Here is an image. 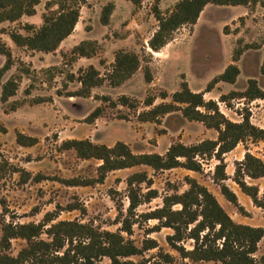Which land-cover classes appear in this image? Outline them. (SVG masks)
<instances>
[{"label":"rangeland","instance_id":"1","mask_svg":"<svg viewBox=\"0 0 264 264\" xmlns=\"http://www.w3.org/2000/svg\"><path fill=\"white\" fill-rule=\"evenodd\" d=\"M48 1L40 0L33 15H23L17 21L0 23V44L4 43L10 48L14 61L2 77L0 95L2 84L8 78L14 76L18 83L16 93L8 101L2 102L0 99V121L7 128V132L0 133V234L4 223H37L46 212L58 208L63 209L56 220H77L101 230L116 231L121 227V220L127 214L129 205L126 177L142 170L147 171L152 178L151 188L157 190V196L136 207L135 215L131 217L135 220L132 235L126 232L122 234L130 237L138 246L145 237L155 238L163 251L170 252L175 258L173 262L163 264L182 262L179 253L166 241V235L173 230L162 227L147 234V229L156 225L158 220H146L141 214L162 206L165 195L185 190L188 187L185 176L194 177L207 186L234 221L264 227V210L253 205L250 199L248 206L244 199L247 197L242 195L239 199L249 212L245 216L222 196L219 186L212 179L217 163L215 158L202 159L200 172L181 167L155 172L148 166L139 165L111 171L102 183L95 185L68 186L51 179L53 176L70 178L96 175L99 160L81 159L74 150L59 147L62 140L68 138H89L107 145L122 140L135 153H164L175 141L192 144L205 138H215L216 130L207 128L200 121L185 118L180 111L165 114L160 123L140 121L137 114L149 108L143 102L147 94L157 96L155 103L170 101L172 92L180 88L183 80L187 81L190 88L204 91L207 83L231 62L238 38L243 43L259 47L245 50L236 61L240 73L234 83H216L204 93V98L216 100L221 112L230 120L241 121L248 110L250 120L263 126L264 110L252 111L253 105L249 100L233 98L225 102L220 101L219 97L230 90H244L250 77L256 78L264 86V74L260 71L264 59V6L261 3L248 6L208 4L196 24L180 27L172 41L158 52H153L148 47V40L157 28L153 6L157 5L167 14L178 0H84L73 32L55 51L43 52L16 45L9 32L15 29L28 34L23 28L25 23L39 27L43 23V14L57 8L53 3L55 0H50L52 4L50 9L47 8ZM108 2L114 3V9L109 22L103 24L101 12ZM225 27L229 33H225ZM82 40L97 42L93 56L76 57L71 53L72 47ZM120 49L135 52L141 58V66L129 79L118 86H111L105 80L91 89L89 97L68 95L80 87V83L71 79V76L76 77L80 69L90 64L105 76L111 69L115 52ZM147 58H150L151 82L145 81L142 67ZM5 59L0 54V67ZM24 66L29 68L28 73L22 71ZM161 91H166L168 96H159ZM123 94L136 100L137 107L129 108L121 104L111 106L100 98L105 95L117 100ZM12 103L17 104L14 110H11ZM96 106H102L103 113L89 123L85 118ZM17 131L36 136L38 142L32 146L18 144L15 139ZM246 151L264 160V141L248 139L224 155L229 175L225 183L233 190L240 191L232 180L234 163L241 160ZM22 168L29 171L32 177L40 173L48 178L35 181L31 177L23 181L19 171ZM246 181L258 185L260 190L264 187V177H246ZM140 188L141 192L149 190L145 183L140 184ZM116 202L121 203V211ZM68 204H79L85 211L68 210ZM173 208H179V205L175 204ZM41 238L49 239V236L42 233ZM182 243L186 248H192L193 240L186 239ZM25 245V239L13 238L8 252L16 255ZM157 251V248L150 249L143 257L156 256ZM254 256L258 261L264 258V236ZM141 258V255L132 257L134 260ZM185 261L187 264H215L213 261ZM102 263L108 264L109 259L104 258Z\"/></svg>","mask_w":264,"mask_h":264},{"label":"trees","instance_id":"2","mask_svg":"<svg viewBox=\"0 0 264 264\" xmlns=\"http://www.w3.org/2000/svg\"><path fill=\"white\" fill-rule=\"evenodd\" d=\"M84 0H55L56 9L43 14V23L36 27L32 23H25L23 28L29 32L22 34L18 30H11V40L20 47L32 50L53 52L60 43L74 30L79 17L80 5ZM139 2V0H133ZM40 0H0V23L3 21H17L23 15H33L36 5ZM264 0H178L173 8L164 14L157 5L153 6V14L157 20V28L148 40L151 51H159L174 39V33L182 26L196 24L201 12L208 4L215 5H254ZM52 2L46 3L50 9ZM114 9V3L108 2L103 6L101 22L107 24ZM225 33L227 28L225 27ZM232 51V63L215 75L206 85L204 91H193L187 81L180 83V88L172 92L170 101L155 103L157 96L147 94L144 104L149 108L138 112L137 118L143 122L160 123L161 118L168 113L180 111L189 120L202 122L207 128L217 131L216 138H205L196 143L185 144L181 141L172 142L164 153L143 152L135 153L128 143L117 140L112 145L96 143L89 138H68L62 140L61 149H72L81 159L95 158L99 160L96 175L92 177L74 176L63 178L53 176L51 179L60 181L68 186L95 185L102 183L107 174L118 169L131 168L145 165L153 171H162L172 168H185L200 172L202 159L215 158L213 181L220 188L222 196L229 201L240 214L249 215L248 210L240 203L236 192L229 187L225 180L229 178L226 172L224 155L234 149L239 143L251 139L264 141V128L250 120V111L246 110L241 121L227 118L214 99H205L204 93L210 91L216 83L225 81L234 83L240 73L239 66L235 63L245 50L257 48L252 44L243 43L241 38L236 41ZM96 41L82 40L74 45L71 53L76 57H91L96 53ZM0 54L5 56V62L0 67V82L5 72L13 65L12 52L6 44H0ZM152 56V52L149 54ZM150 58L144 59V79L151 82L153 79L149 66ZM141 66V58L135 52L123 49L117 50L114 61L108 74L102 76L100 71L92 64L80 69L76 79L80 87L70 92L69 96H91V89L104 83L118 86L129 79ZM22 71L28 73L25 66ZM264 74V59L260 66ZM18 87L14 76L2 84L0 99L8 101L16 93ZM162 98L168 93L161 91ZM244 97L247 100L264 98V89L258 85L255 78H248L247 87L242 90H230L221 94L220 101H229L233 98ZM111 106L118 104L129 108H136L138 102L127 95H121L117 100L109 96H101ZM17 107L11 104V110ZM103 113L102 106H96L87 116L86 121L94 122ZM7 132L6 126L0 121V133ZM16 142L23 146H32L38 142L36 136L17 131ZM232 180L240 190L250 197L253 205L264 210V187L260 190L256 184L248 183L246 177H264V160L254 156L249 151L244 153L241 160L235 161ZM23 181L31 178V173L23 168L19 170ZM35 181L48 178L40 173L32 177ZM188 187L182 192L167 194L163 197V204L152 211L141 215L147 219H157L158 223L147 229V234L160 230L162 227L171 228L172 233L166 235V241L172 249L177 251L182 258L180 264H187L189 259L193 262L213 261L215 264H264V258L257 260L254 256L258 243L264 236V227L239 223L226 212L213 192L207 186L198 182L191 176H185ZM148 185L149 190L141 192L140 184ZM152 178L147 171H136L126 177L127 197L129 205L127 214L121 220V227L116 231L99 229L89 223L77 220H56L63 208L46 212L43 219L35 222H7L2 225L0 234V264H103L104 258L109 259L108 264H163L175 260L170 252L163 251L158 241L152 237H145L140 246L136 245L130 237L135 220L136 207L143 201H150L157 196V190L151 188ZM117 207L121 211V203ZM175 204L179 208H173ZM68 210L80 209L79 204H68ZM56 220V221H54ZM46 233L49 239L41 238ZM23 238L26 245L16 255L8 251L13 238ZM192 239V248H186L183 241ZM157 248L156 256L143 257V254ZM141 255L140 260L132 259ZM157 257V258H156Z\"/></svg>","mask_w":264,"mask_h":264},{"label":"crops","instance_id":"3","mask_svg":"<svg viewBox=\"0 0 264 264\" xmlns=\"http://www.w3.org/2000/svg\"><path fill=\"white\" fill-rule=\"evenodd\" d=\"M116 5H117V3H116ZM71 35V34H70ZM153 52H158V51H153ZM233 61L231 60V62L230 63H232ZM229 63V64H230ZM236 63V62H235ZM237 64V63H236ZM221 73V72H220ZM250 78H254V77H250ZM256 79V78H255ZM186 81V80H185ZM258 81V80H257ZM220 82H225V81H220ZM219 83V82H218ZM226 83H229V82H226ZM230 84H232V83H230ZM258 85L262 88V89H264V86L263 85H261V83L260 82H258ZM192 89V88H191ZM193 91H201V90H194V89H192ZM174 92V91H173ZM240 98H244V97H240ZM244 99H246V98H244ZM250 101V104H252L253 105V108H252V111H253V109H254V112H262V111H260L261 109L262 110H264V98H255V99H252V100H249ZM218 103V102H217ZM256 110V111H255ZM221 111V110H220ZM260 127H263L264 128V125L263 126H260ZM216 138V137H215ZM213 139V138H212ZM236 148V147H235ZM234 148V149H235ZM234 149H232L231 151H233ZM167 150V149H166ZM230 152V151H229ZM228 153V152H227ZM185 169V168H184ZM188 170V169H187ZM235 192H236V194H237V196H238V199H240L241 197H242V195L243 196H245V197H247V198H244L245 199V202H246V204H247V206L249 205V202H248V199H250V197L249 196H247L246 194H244L241 190L240 191H237V190H234ZM240 201V200H239ZM250 201H251V199H250ZM252 202V201H251ZM242 223H244V224H248L247 222H242Z\"/></svg>","mask_w":264,"mask_h":264}]
</instances>
